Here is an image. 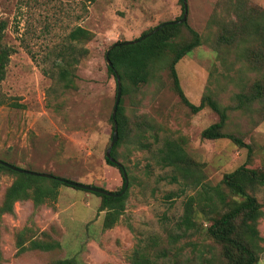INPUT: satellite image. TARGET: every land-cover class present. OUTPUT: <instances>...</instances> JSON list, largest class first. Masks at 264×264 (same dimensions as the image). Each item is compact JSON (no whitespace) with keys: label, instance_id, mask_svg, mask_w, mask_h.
Listing matches in <instances>:
<instances>
[{"label":"rangeland","instance_id":"obj_1","mask_svg":"<svg viewBox=\"0 0 264 264\" xmlns=\"http://www.w3.org/2000/svg\"><path fill=\"white\" fill-rule=\"evenodd\" d=\"M221 1L227 3L187 0V23L202 35L203 45L176 68L190 102L199 105L211 94L228 108L224 132L242 138L251 157L247 147L230 139L202 137L218 114L209 107L194 114L175 90L164 62L149 83L124 97L131 134L120 146L118 161L130 185L120 221L105 230L106 212L99 213L102 198L71 186H61L38 207L32 200L17 202L14 213L1 219L2 264H55L69 257L84 264H133L136 251L160 264H203L210 257L219 264L221 247L207 238L208 224L187 233L178 225L185 200L199 191L186 181L215 185L243 164L264 168V108L258 102L236 108V94L249 93L263 78L264 59L248 56L259 51L260 40L248 38L242 50L228 49L226 42L215 45L218 29L211 18L218 11L217 20L227 19V5L223 9ZM248 1L264 9V0ZM181 16L180 0H0V25H5L0 53L10 52L0 80V159L109 192L121 190L123 176L106 160L117 97L106 52L116 42L136 40ZM76 27L91 31L93 38L76 46L83 49L71 70L76 87L67 89L55 65ZM173 140L193 161L188 180L161 162V150ZM14 179L0 173V206ZM256 196L264 211V186ZM258 228L263 240L257 264H264V216ZM22 231L27 250L19 253Z\"/></svg>","mask_w":264,"mask_h":264},{"label":"trees","instance_id":"obj_2","mask_svg":"<svg viewBox=\"0 0 264 264\" xmlns=\"http://www.w3.org/2000/svg\"><path fill=\"white\" fill-rule=\"evenodd\" d=\"M94 1L90 0L91 3ZM180 2L182 4V16L175 21L181 20L185 13V0H180ZM226 2L225 4L224 1H221L219 5H223V9L227 5V19L224 17L217 20L218 11H215L210 21V24L216 25L218 29L215 45L226 42L228 49L235 47L242 50L248 38H256L260 40L259 51L249 52L248 56L253 55L254 58L261 61L264 59V9L249 4L248 0H227ZM157 27L144 32L139 38L133 40L134 43L126 44L129 41H121L114 43L115 46L112 47V45L109 48L111 49L109 58L113 66L111 67L107 62V67L109 73L116 80L117 93L118 77L122 83V99L116 116L119 126V141L112 149V156L118 161L120 146L124 139L131 134V120L126 112L124 97L130 93L131 89L149 83L154 77L157 66L165 62L175 90L182 102L194 114L207 107L218 114L219 120L203 130L202 137L207 140L230 139L241 148L247 147L249 149L248 157H251V147L242 138L224 132L229 119L228 108L221 106L211 94L205 95L200 104L196 105L190 102L181 86L176 68L177 64L185 56L203 45L202 35L185 22L165 26L147 38L141 39ZM4 28L5 25L1 22L0 30L2 31ZM68 38L70 43L57 55L55 68L58 70L60 83H64V87L71 89L76 87L71 76V70L75 66L74 61L77 59L75 56L78 51L82 52L83 50L82 47L76 50V46L79 47L78 45L90 41L93 38V33L83 27H76ZM236 54L239 57L242 53ZM9 56L8 49H2L0 53V80L4 78ZM236 101V108L238 109H243L255 102L260 103L264 108V75L261 80L256 81L254 90L249 93L236 94ZM111 121L114 130L113 117H111ZM141 126L142 123H137V128ZM141 135L142 133H139L138 139ZM161 154L163 165L173 167L185 180H188L193 169V161L182 145L174 140L167 141L161 150ZM106 160L109 165L120 170L124 180L121 190L112 192L119 194V196L95 193L102 198L99 213L106 212L104 229L108 230L112 229L124 214L129 189L121 194L126 183L122 168L107 157ZM0 173H8L15 178L6 190L0 206V238L1 219L5 214L14 213L17 202L32 200L34 205L38 207L50 196H55L61 186H70L62 182L61 177L54 174H52L54 178L34 176L15 171L1 163ZM190 184L186 181L188 188L199 191L185 200L184 213L178 223L179 227L187 233L190 230L203 229L204 224H208L205 229L207 238L221 247L219 264H257L262 252L261 241L263 240L258 226L264 216V211L256 193L260 187L264 186V168H249L247 164H243L234 171L226 173L223 179L215 185L200 183L199 180L192 182L191 185L194 187ZM24 237V231L17 237L19 253L27 250ZM32 244L35 248L39 246L36 241ZM211 258L205 259L203 264H216L215 260ZM3 261L4 257L0 246V264ZM132 261L133 264H160L145 251H136L132 256ZM55 264L84 263L76 257H69Z\"/></svg>","mask_w":264,"mask_h":264},{"label":"water","instance_id":"obj_3","mask_svg":"<svg viewBox=\"0 0 264 264\" xmlns=\"http://www.w3.org/2000/svg\"><path fill=\"white\" fill-rule=\"evenodd\" d=\"M188 13H189L188 4H187V0H185V13H184V16H183V18L181 20L165 22V23L161 24L159 27H157L156 29H154L153 31H151L149 33V35H145L141 39L147 38L148 36L158 32L159 30H161L165 26L172 25V24H181V23L187 22L188 21ZM134 42L135 41H129L126 44H131V43H134ZM114 46L115 45H113L112 47H114ZM110 50L111 49H109L108 52L106 53V59H107L108 64L112 67L113 64H112V62L110 61V58H109ZM118 81H119L118 93H117V97H116V101H115V105H114V109H113V113H112V117H113V120H114V126L115 127H114V131H113L112 142H111V145H110V147H109V149L107 151L106 157L108 159H110L112 162L119 164L121 166V168H122L123 175H124V178L126 180L124 191L121 193V194H123L129 189V185L130 184H129L128 175H127L125 167L121 163H119L112 156V149L115 146V144L119 141V126H118V122H117V118H116L117 112H118V108H119V105H120V102H121V99H122V83H121V80H120L119 77H118ZM0 163L5 165V166H7V167H9V168H11V169H13V170H15V171L21 172V173L30 174V175H34V176L47 177V178H54V175H52V174L40 173V172L27 170V169L20 168V167H17L15 165H12L10 163H7V162H5L3 160H0ZM60 180L62 182L67 183L68 185H70L72 187H75V188H80V189H83V190H87V191L94 192V193H99V194H102V195L119 196V194L112 193V192H109V191H107L105 189H101V188L94 187V186H91V185L78 183V182L71 181V180L64 179V178H60Z\"/></svg>","mask_w":264,"mask_h":264}]
</instances>
